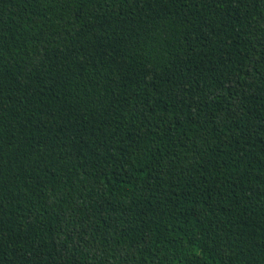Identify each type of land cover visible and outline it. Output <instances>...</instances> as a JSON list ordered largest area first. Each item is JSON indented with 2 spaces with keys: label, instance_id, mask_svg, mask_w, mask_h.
I'll return each instance as SVG.
<instances>
[{
  "label": "trees",
  "instance_id": "trees-1",
  "mask_svg": "<svg viewBox=\"0 0 264 264\" xmlns=\"http://www.w3.org/2000/svg\"><path fill=\"white\" fill-rule=\"evenodd\" d=\"M0 264H264V0H0Z\"/></svg>",
  "mask_w": 264,
  "mask_h": 264
}]
</instances>
